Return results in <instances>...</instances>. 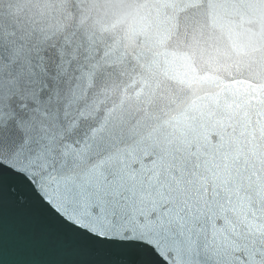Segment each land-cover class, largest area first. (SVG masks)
<instances>
[{"label":"water","instance_id":"1","mask_svg":"<svg viewBox=\"0 0 264 264\" xmlns=\"http://www.w3.org/2000/svg\"><path fill=\"white\" fill-rule=\"evenodd\" d=\"M49 53L52 95L17 93L10 66ZM0 68V123L47 107L66 174H123L188 209L210 264H264V0H0Z\"/></svg>","mask_w":264,"mask_h":264},{"label":"snow or ice","instance_id":"2","mask_svg":"<svg viewBox=\"0 0 264 264\" xmlns=\"http://www.w3.org/2000/svg\"><path fill=\"white\" fill-rule=\"evenodd\" d=\"M46 55L10 66L17 93L52 95L55 65ZM31 103L26 128L0 123V264H152L164 259L160 248L176 264H210L195 247L207 238L187 208L134 198L123 174H66L43 134L49 109Z\"/></svg>","mask_w":264,"mask_h":264}]
</instances>
